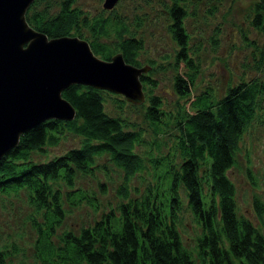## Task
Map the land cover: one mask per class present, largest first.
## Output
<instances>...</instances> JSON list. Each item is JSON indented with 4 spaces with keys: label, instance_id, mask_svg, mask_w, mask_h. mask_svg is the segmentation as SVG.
Returning a JSON list of instances; mask_svg holds the SVG:
<instances>
[{
    "label": "trees",
    "instance_id": "trees-1",
    "mask_svg": "<svg viewBox=\"0 0 264 264\" xmlns=\"http://www.w3.org/2000/svg\"><path fill=\"white\" fill-rule=\"evenodd\" d=\"M37 1H30L24 17L47 37L74 34L85 38L102 59L118 51L133 65H150L146 74H140L141 84L148 85L145 91L142 88L145 97L137 104L152 129L150 140H146L140 125L119 113L107 112L102 91H110L108 88L73 82L60 94L73 106L74 116L44 118L24 130L18 142L2 154L0 193L15 195L23 190L34 208L30 214L36 234L32 264H264V230L235 212V187L226 173L235 163L246 125L264 112L260 104L264 77L258 76L263 71L264 47L253 56L257 72L247 80L227 84L217 97L212 90L193 93L198 62L187 52L188 31L183 18L188 0L164 2L170 20L167 28L176 43L173 62L167 63L173 69L172 90L181 97L173 109H165L160 96L152 92L155 82L149 72L155 64L150 59L140 64L141 40L120 14L97 13L87 18L79 15L71 0H60L52 13L47 7L35 6ZM251 6L249 23L264 31V0ZM78 24H84L90 36L78 31ZM111 34L109 42L100 38ZM65 129L79 135L76 146L68 145L60 154L43 160L31 158V150L44 153L45 145L57 144ZM140 143L142 150L138 149ZM101 154L122 171L116 205H109L76 231L56 232L66 211L63 201L75 207L84 198L97 207L93 194L75 186L74 178L77 171L94 175ZM145 170L150 173L147 183L140 189L133 184L128 190L131 176ZM139 180L141 184L145 176ZM98 183L104 190L105 183ZM180 190L198 226L192 243L183 242L177 227L181 223ZM253 197L252 210L264 228V205L259 197ZM3 247L0 264L12 263L6 261L10 249Z\"/></svg>",
    "mask_w": 264,
    "mask_h": 264
},
{
    "label": "rangeland",
    "instance_id": "rangeland-1",
    "mask_svg": "<svg viewBox=\"0 0 264 264\" xmlns=\"http://www.w3.org/2000/svg\"><path fill=\"white\" fill-rule=\"evenodd\" d=\"M168 0H116L110 8L102 6V0H71L79 9L80 14L87 15V18L97 13L120 14L128 23V27L141 40L142 47L138 51L140 64L152 60L155 66L150 70L149 75L154 80L155 86L152 92L160 96L162 106L165 109H173L177 95L172 90L171 76L173 69L167 60L173 62L175 42L168 31L170 23L167 11L164 9V2ZM256 0H188L186 1V14L183 18L184 28L188 31L187 52L198 62L197 75L191 87L193 93L200 90H209L215 97L222 94L227 84L237 83L240 78L248 79L253 76L256 70L253 68L254 55L260 47H264V31L249 23L251 19L252 2ZM60 0H38L35 6L38 8L47 7V10L54 13L59 8ZM139 24H137V23ZM79 25V24H78ZM78 31L90 36V32L84 24L79 25ZM113 34L104 37L108 42L112 40ZM180 67H182V63ZM160 64V65H159ZM157 66V67H156ZM183 68V67H182ZM149 69H146L145 74ZM241 76V77H240ZM264 77L263 71L258 73ZM146 85V86H145ZM141 84L145 91L148 83ZM104 109L110 114L119 113L127 117L136 126L142 127L141 133L146 140H150V125L142 118L141 107L134 103L131 105L122 97L119 92L102 91ZM192 96L190 94L189 98ZM262 111H264V93L261 96ZM63 135L53 146L45 145V152L31 150V158L43 160L46 157L60 154L66 146H76L79 143V135L63 131ZM239 140L238 149L235 151V163L226 169L227 175L233 183L236 213L244 217L264 230L255 217L251 200L253 195L259 197L264 205V112L249 121ZM164 150V146L161 147ZM138 149H143L140 143ZM98 167L92 173L82 174L76 172L74 178L75 186L80 185L82 189L92 195L97 207L84 198L78 206L66 207L64 219L61 220L58 228L79 229L80 224L89 223L93 218L100 216L102 210L116 205L118 193L117 185L122 181V171L113 164L106 154L98 156ZM104 163V164H103ZM103 164V165H102ZM149 169V168H148ZM249 171L250 175H248ZM146 170L141 174H133L129 179L128 190L135 184L142 188L147 183L149 176ZM140 176H145L140 184ZM99 181L105 183L104 190H100ZM64 186V185H63ZM62 186V187H63ZM182 199L180 209V222L177 224L180 236L184 243H192L191 238L198 231V226L191 219L190 210L186 206V200ZM90 197V196H89ZM24 191L18 194L0 193V247L6 246L11 253L7 260L8 264H32L33 262V241H35V229L32 226L30 214L34 208L27 201ZM69 208V209H68ZM56 238V234L53 235ZM57 240V238H56ZM55 240V241H56ZM12 244L14 245L12 247ZM5 248V247H3ZM38 264H41L40 262Z\"/></svg>",
    "mask_w": 264,
    "mask_h": 264
},
{
    "label": "water",
    "instance_id": "water-1",
    "mask_svg": "<svg viewBox=\"0 0 264 264\" xmlns=\"http://www.w3.org/2000/svg\"><path fill=\"white\" fill-rule=\"evenodd\" d=\"M32 0H0V158L21 133L44 118L71 119L75 110L61 89L73 82L119 92L132 103L145 97L140 74L120 52L97 56L83 37H47L24 17ZM116 0H102L110 8Z\"/></svg>",
    "mask_w": 264,
    "mask_h": 264
},
{
    "label": "bare ground",
    "instance_id": "bare-ground-1",
    "mask_svg": "<svg viewBox=\"0 0 264 264\" xmlns=\"http://www.w3.org/2000/svg\"><path fill=\"white\" fill-rule=\"evenodd\" d=\"M125 98V97H124Z\"/></svg>",
    "mask_w": 264,
    "mask_h": 264
}]
</instances>
